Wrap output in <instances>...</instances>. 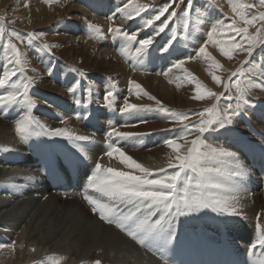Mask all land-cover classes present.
I'll return each mask as SVG.
<instances>
[{
  "label": "bare ground",
  "instance_id": "1",
  "mask_svg": "<svg viewBox=\"0 0 264 264\" xmlns=\"http://www.w3.org/2000/svg\"><path fill=\"white\" fill-rule=\"evenodd\" d=\"M17 1L0 0V9H16L17 3H11ZM53 1L48 0V3ZM79 1L81 8L67 13L64 20L79 29L80 33L83 32L89 43H85L79 32L75 33L69 28L61 36L67 37L69 31L73 35L56 48L52 60L56 68L59 67L63 79L71 74L72 69L78 74V79L70 78L69 82L63 80L67 83L63 86L67 91L62 90L59 83L54 85V80H47L39 56L34 54L32 62L22 63L21 71V56L16 46L12 54L0 55V72L3 73L0 74V85L11 83L10 89L13 90L0 92L1 264H51L53 260L64 264H172L168 253L160 250L162 246L158 241L162 235L173 237L174 232L184 229L197 233L188 234L196 239L212 234V227L218 223L230 228L241 220L250 221L249 225L259 220L264 228V178L259 174L262 189L258 190L247 154L241 153L239 148L243 141L248 147L260 140L247 134L246 124L234 120L229 123L230 118L225 116L226 120L222 123L212 119L208 131L200 128L197 117L182 118L184 113L195 114L213 102L222 104L220 100L227 86L224 91H216L222 86L219 72L236 70L247 56L244 49L231 56L227 50L220 48L218 51L215 44L208 43L213 53L210 57L212 61L205 58L207 53L204 52L199 58L198 72L189 74L194 82L207 77L211 83V98L203 100L198 95V86H193L191 81L177 82L175 76L170 83H165L162 76L166 66L164 60L160 59L163 64H153L154 59H148L145 63L140 60L146 47L154 54L156 50L164 52L168 57L167 62L173 66L172 75L182 73L183 77L185 72L182 71L188 69L185 66L182 70L176 67L186 60L178 44L181 42L186 46L188 40L185 41L182 36L170 38L169 30L166 31L164 27L155 29L152 25L153 14L138 17L135 13L122 20L123 37L126 40L134 39L132 46L137 43L143 46L135 51L131 48L129 52L122 48L125 58L133 52L136 55L129 58V64L128 60H115L118 58L119 44L113 21L123 16L122 11L141 0H96L109 9L102 12V5H96L104 17L87 13L90 9L97 12L94 6L82 11L83 6L91 7L93 0ZM260 2L264 3V0ZM164 4L173 10V14H179L185 6L184 0H168ZM257 12L259 15L260 12ZM11 13L8 12L5 18L0 14V21L7 19L9 23L13 18L10 17ZM57 16L49 14L37 22L40 25L51 23L56 21ZM254 16L245 22L259 27L262 22L260 15L257 19ZM137 17L139 20H136ZM82 18L103 26H86ZM175 20L179 22L180 17ZM125 23L132 27L127 29ZM190 25L187 22V26ZM172 27V31L182 32L179 23L172 24ZM103 38L105 41H102ZM163 39L166 46L160 49L159 44ZM81 45L85 46V50L80 49ZM108 48L114 51L113 54L107 55L110 51ZM27 66L32 67L30 72ZM20 80L23 81L22 89H45L52 93L53 101L58 102H54L55 106L44 102L43 106L34 104L29 101L33 95L31 90L18 91L21 89L18 88ZM147 86L149 91H146ZM109 87L112 89L109 90ZM196 87L197 90L192 91ZM35 93L38 97V92ZM48 103H51L49 98ZM67 103L84 104L87 109L111 106L124 113L134 112L133 109L138 106L135 110L137 115L139 112L144 115L159 111L166 112L169 117L175 114V124H171L167 118L164 124L150 125V129L147 127L138 134L132 123L126 128L112 129L108 134V124L85 111L74 119L72 110L66 108ZM227 103L222 113L227 109L235 113L238 101ZM48 110L54 114H49ZM61 110L62 114L59 113ZM187 124L196 126L189 130ZM94 128L100 129V132L94 133ZM186 128L189 133L185 132ZM152 129L150 133L147 132ZM248 130L252 131L251 125ZM37 131L51 155L66 160L69 151L75 152L84 174H92L95 167L100 166V174L91 184L94 189L84 192L68 185L67 192L61 193L38 177V166H34L36 161L29 157L35 155H28L30 149L26 143V139ZM145 138L139 146L140 140ZM108 142L112 143L111 147H106ZM91 145H98L100 149L94 150ZM4 149H9V157H16L20 163L18 171L9 172L16 163L8 158V152ZM49 157L48 154L47 159ZM28 161L33 165L31 170L23 167V162ZM65 194L70 199H63ZM243 232L247 238L249 231L244 229ZM152 244L158 251L157 258L151 255L154 252ZM159 256L166 259L161 262Z\"/></svg>",
  "mask_w": 264,
  "mask_h": 264
},
{
  "label": "rangeland",
  "instance_id": "2",
  "mask_svg": "<svg viewBox=\"0 0 264 264\" xmlns=\"http://www.w3.org/2000/svg\"><path fill=\"white\" fill-rule=\"evenodd\" d=\"M166 1L168 0H141L137 2L135 5L128 7L125 11H122L121 12L123 14L122 17L118 16L117 18L114 19L113 22L116 25V32H117L116 41L119 44V50L117 51V54L118 53L120 54V55L118 54V58H116L115 60L119 62L128 60L127 63L129 64L130 63L129 58L136 57V55L133 52L131 53L129 57L125 58L122 48L129 52L131 48H133V50L135 51V50L140 49L141 46H143L138 43L132 46V44L134 43V39L126 40V38L123 37L125 33L123 30L124 23H122V20L129 18L131 14H135V13L138 15V17L141 14L143 16L147 14L148 15L153 14L152 25H154L155 29L156 28L160 29L164 27L166 31L169 30L168 36H170V38L173 36L180 38L182 36V38L185 41L188 40L186 46H183L181 42L178 44L179 47L183 49V53L185 56L184 60L185 59L186 60L181 65L176 66L180 68V70H182L183 66H185L188 69H185L184 71H182V72H185L183 77H182V73L179 75L178 74L172 75L174 73L172 70L173 66H171L167 62L168 57L164 54V52L160 50L158 51L156 50V53L154 54L150 52V50H148V48L146 47L144 50V54L140 60L144 61L145 63L148 59H154L153 64H160L161 63L160 59L164 60L166 63V66H165V70L163 71L162 76L165 79V80L163 79L165 83L167 84L170 83L171 78L172 77L175 78V76L177 77V82L183 81L185 83H189V81H191L193 86H198L199 88V90H197V87H196V89H193L192 91H196V90L199 91L200 94L198 93V95L202 97L203 100H206V99L209 100L211 98L210 94L212 91L211 89L212 85L208 81V78L201 76L202 77L201 81L198 79L195 80V82L197 83L190 80V75H192L193 72H198L199 58L202 57L204 52L207 53L205 55V58L206 57L207 59L209 58L210 59V60L208 59L209 62L212 61L210 57L213 56V53H212V50L208 48V43L212 42L213 45L215 44V47L217 48L218 51L220 48L227 50L228 51L227 53H229L231 56H235L236 54L240 53V51H243L244 49V51L247 53V56L240 63L239 67L236 70H233L230 73L223 72V71L219 72L222 86L218 87L216 91H224L227 86V89L225 90L226 92L220 100V102L224 106L222 104H219V103L215 104L213 102L211 105L209 104L207 105V107L201 108V111L195 112V114L194 112L184 113L183 115L184 117L182 118L188 119V118H191L192 116H195L199 120L200 128L203 129V131L204 130L208 131V126L212 124L213 121H215L214 119L222 123L223 120H226L224 119V116H225V118H230L228 119L229 123L233 122L234 120L237 123L243 122L244 124H246L247 134L249 136L251 134L254 136L256 129L258 130L260 134L264 135V102H263L264 101V98H263L264 97V47H262V45L264 44V12H262L264 3L260 2V0H229V1L228 0H184L185 6L181 9L180 13L173 14L172 13L173 10H171L169 6L164 4ZM231 2L233 3L231 4ZM15 3H17V5H15L16 9H10V10L5 9V8H4L5 10L0 9L1 10L0 14L3 15V16L2 15L0 16H2L3 18H5L6 15H9L8 12H12L11 13L12 16L10 17H13L9 23L7 19H3L4 21H7V22L0 21V55H3L5 53L12 54V51L13 49H16L15 48L16 46L21 56V60L19 62V68H20V65L26 61L32 62V58L34 54L37 55V57L39 56V58L42 60L41 64H42L43 71H44L43 75L46 76L47 80H49L50 82L54 80L53 81L55 82L54 85H57L58 83L61 84V89L62 90L64 89L65 91H67L63 87L67 83H64L63 80L69 82L72 78L78 79L79 78L78 74L76 71L72 69L71 74H69L71 76L68 75L69 77L66 76L67 79L66 77L63 79L61 77L63 75L61 74V72H59L60 71V69H58L59 67L56 68V65L52 63V60L54 59L55 52H57L56 48L59 46H62V43H64L67 40V38L73 35L72 31H69L68 33H66L67 37L61 36L62 34H65L64 33L65 30L66 31L70 30L69 28H72V30L75 33L79 32L81 37H83L85 43H89L87 42V39L85 38L83 32L80 33L79 29H77L76 27L73 28L74 26L70 22H66V20H64V16L67 13L74 12L81 8L80 1L79 0H54L51 4H49L48 0H45V1L44 0H18L17 2H12L11 4H15ZM97 4L102 5L103 7L102 12H104V9L109 10L105 5H103V2L99 3L96 0H93L91 2L92 6L89 8L86 6H83L82 11H86L87 9H90L94 6L93 8H95L97 12H94L92 11V9H90L87 11V13L89 14L97 13L98 17H104V15L101 14V11H99L96 8ZM238 6L240 7L241 10H239ZM257 11L260 12L259 13L260 18H259V15H257L258 14ZM16 12L17 14H15ZM49 14L53 16L57 14L58 18H56V21L51 22V23L41 24V25L40 23L37 22L38 19L46 18ZM253 14L256 16V17L254 16L256 19L257 18L260 19V22L262 20V22L258 25L259 27H256V25L252 23L248 25L245 22L246 19L252 18ZM178 16L180 17L179 22L175 20V18H177ZM241 16H242V19L240 18ZM138 17L136 18V20H139ZM63 20L64 22L62 23ZM88 21H89L88 19L86 21V19L83 20L82 18V23L83 24L86 23L85 24L86 26L95 25L97 28H101L103 26L102 24L96 25L92 23L91 21L89 22ZM216 21H217V24H216ZM187 22L191 23V25L187 26ZM174 23L176 24L179 23L181 25L182 32L178 33L176 31H172L173 30L172 24ZM251 25L253 26V28ZM125 26L128 27L127 29H130V27H132L131 25L129 27V24H126V23H125ZM190 27L193 30L189 31ZM102 41H105V39L103 38ZM105 45H108V43ZM144 45L147 46L146 41H144ZM97 46H99V43ZM159 46H160V49L165 48L166 45L164 44V39L160 42ZM31 47L34 48L31 50L35 51V53L30 50ZM80 49L85 50V46L81 45ZM109 50L110 51L107 52V55L108 53L113 54L114 51H112V49H109ZM161 64H163V61ZM149 67L152 70L153 67L151 65ZM27 68L29 69V72L32 69V67L30 66H27ZM10 69L12 70V67ZM20 70L22 71L21 68ZM82 70H84V68ZM50 71H53L54 74L51 73ZM0 74L3 75L2 72H0ZM58 74L60 76H58ZM169 75H171V77ZM151 80L152 78L149 81ZM20 81H19L20 84L18 88L20 87L21 89L18 91H30L31 90L33 95L32 97L31 96L29 97V101H32L34 104L43 106V102H44L45 104L49 106H55L54 102L55 103L58 102V101H53L54 99L52 98V93L45 89L38 90V91H35L34 88L32 87H28L27 90L22 89L23 81L22 80ZM206 84L209 85V87L206 86ZM11 86H12L11 83L9 85H0V92L1 91L2 92L3 91H7V92L13 91L12 89H10ZM111 89L112 88L109 87V90ZM149 90L150 89L147 86L146 91H149ZM35 92H38L39 94L38 97ZM248 92L252 95H250ZM48 98L50 99V102L52 104L48 103ZM227 101L229 103L233 101H238V107L236 111H234L235 113H233L231 110H228V109L227 111L222 113L221 111L222 108H225L226 104L228 105ZM252 101H254V103ZM137 107L138 106L135 107L136 109L135 108L133 109L134 112L128 111L125 114H127L128 118L134 122L133 124L137 128L138 134L142 133L143 130L148 129L147 127H149L150 129L151 128L150 125H153L156 123H158L159 125L164 124V121H166L167 118L169 119L171 124H175V121H174L175 114L173 113H172L173 117H169L166 114V112H161V111L153 112L152 114L146 113L147 115L146 114L142 115L139 112L137 115L135 114L136 112L135 110H137ZM215 107H217V109ZM66 108H68V105H66ZM156 109L158 108L156 107ZM48 111H49V114L50 113L54 114L53 112H50L51 110H48ZM59 113L62 114V110L59 111ZM218 113L222 115L220 116ZM203 114H206L205 116L207 117H205ZM231 116H234V117H231ZM132 117L134 118V120ZM130 125H132V123ZM250 125H251V130L254 133L248 130L250 128ZM97 126L100 127V125H97ZM195 126L196 125L192 126L191 124L189 125L187 124L186 127L190 130L191 127L194 128ZM187 128L185 132L189 133V130ZM153 130L154 129L148 130L147 132L150 133ZM145 140L146 138L144 140L141 139L139 146H141V143ZM26 143L28 144L29 149L34 148V147H39V146L42 147L43 149H46L48 151L49 156L51 157L50 149L45 146L44 142L40 138L39 131H37L34 136L26 139ZM150 146L151 147L153 146L151 142H150ZM91 147L94 150L100 149V146L98 145H93V146L91 145ZM4 150H6V153L8 152L7 153L8 158L10 160L13 159L12 161L15 163V161L17 160L16 157L14 156L9 157L10 150L9 149H4ZM50 157L48 159V165L50 164ZM19 166H20L19 164H16L15 167L12 168L9 172H12L14 170L18 171ZM254 174L256 177L255 180L258 184V190H261L262 187L259 184V178H258L259 174L256 173V171H254ZM107 190H109L108 183H107ZM101 195L102 193L99 194L98 196H101ZM256 218L260 219L259 217H256ZM173 234H174L173 237H175V236H183V235H188V234L196 235L197 233H191L190 231H185L183 229V230H179L178 232H174ZM159 258L161 262L163 261V259H166V257H163V256H159ZM1 262L2 260H0V264ZM51 264H64V263H61V261H58V260H53Z\"/></svg>",
  "mask_w": 264,
  "mask_h": 264
}]
</instances>
